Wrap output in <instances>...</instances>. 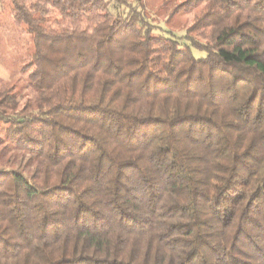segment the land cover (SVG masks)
<instances>
[{"label": "trees", "instance_id": "16d2710c", "mask_svg": "<svg viewBox=\"0 0 264 264\" xmlns=\"http://www.w3.org/2000/svg\"><path fill=\"white\" fill-rule=\"evenodd\" d=\"M7 8L0 264H264V0H186V44L143 0Z\"/></svg>", "mask_w": 264, "mask_h": 264}, {"label": "rangeland", "instance_id": "374dc122", "mask_svg": "<svg viewBox=\"0 0 264 264\" xmlns=\"http://www.w3.org/2000/svg\"><path fill=\"white\" fill-rule=\"evenodd\" d=\"M145 13L149 20L163 32L171 31L186 44L183 38L186 30L191 26L199 8L189 12H175L178 5L186 0H143ZM31 38L24 31L23 26H17L7 8L0 10V79L3 82L16 85L20 95L25 99L30 91L28 79L22 73L26 52L31 49ZM197 56H204L203 52L194 51ZM24 56V57H23Z\"/></svg>", "mask_w": 264, "mask_h": 264}]
</instances>
